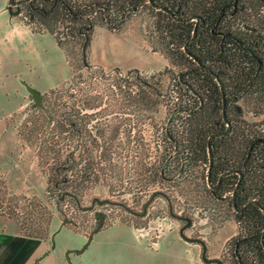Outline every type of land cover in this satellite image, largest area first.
Masks as SVG:
<instances>
[{
	"label": "rangeland",
	"instance_id": "1",
	"mask_svg": "<svg viewBox=\"0 0 264 264\" xmlns=\"http://www.w3.org/2000/svg\"><path fill=\"white\" fill-rule=\"evenodd\" d=\"M149 14L144 7L133 11L119 31L96 25L84 52L89 67L82 63L79 44L66 35L71 77L58 85L57 93L47 95L43 106L60 112L74 100L87 98L91 107L85 111L90 113L87 127L101 131L106 141L99 149L88 144L78 147L79 137L59 134L62 155L74 152L78 157L89 152L91 166L97 171L94 181L86 182L83 193L75 197L78 205L69 196L57 202L47 195L46 171L51 162L48 155H41V161L37 155L38 145L47 149L51 143L47 122L27 137L20 135L24 122L37 129L35 121H42L34 108L39 99L29 93L10 111L17 95L7 93L0 98V216L13 218L20 229L25 226L22 233L33 232L41 238L47 236L52 221L62 218L73 220L79 227L73 229L79 232L89 231L100 221L128 223L142 229L145 238L168 229L178 231L188 220L181 235L203 247L202 253L195 255L191 246L179 253L166 248L164 254L159 250L146 253L143 260L152 264H231L229 239L235 236L236 225L230 208L226 201L206 197L199 166L177 173L180 160L163 135L165 127L181 126L182 116L169 110L177 91L171 85L176 68L165 62L163 46L150 30ZM134 69L143 82L127 74ZM237 105L246 122H264L250 115L246 101ZM144 242L147 248L158 249L156 240Z\"/></svg>",
	"mask_w": 264,
	"mask_h": 264
},
{
	"label": "trees",
	"instance_id": "2",
	"mask_svg": "<svg viewBox=\"0 0 264 264\" xmlns=\"http://www.w3.org/2000/svg\"><path fill=\"white\" fill-rule=\"evenodd\" d=\"M141 7L150 12V30L163 46L165 62L176 68L171 85L177 91L169 110L182 116V125L163 131L180 160L176 171L183 174L186 167L199 166L206 197L226 201L236 225V234L229 239L231 264H264V122H246L237 105L246 101L248 112L256 117L264 110V0H15L13 5L7 4L10 13L31 30L51 33L70 66L68 34L79 44L85 67L89 64L84 52L96 25L119 31L127 17ZM130 73L144 81L135 69L127 70ZM59 86L39 92L34 108L42 121H35L37 129L24 122L20 135L27 137L47 122L49 149H42L43 144L37 147L38 159L48 155L51 162L46 171L47 195L57 202L69 196L78 205L75 197L83 193L86 182L94 181L97 171L91 166L89 152L78 157L74 152L62 155L59 134L79 137L78 147L88 144L99 149L106 141L101 131L87 127L90 113L85 111L91 108L87 98L74 100L60 112L43 106L42 101L57 93ZM231 170L233 173L218 177ZM239 173L242 176L234 188ZM217 179L218 186L213 188ZM61 222L79 228L73 220L62 218ZM111 224L100 221L81 233L90 236Z\"/></svg>",
	"mask_w": 264,
	"mask_h": 264
},
{
	"label": "crops",
	"instance_id": "3",
	"mask_svg": "<svg viewBox=\"0 0 264 264\" xmlns=\"http://www.w3.org/2000/svg\"><path fill=\"white\" fill-rule=\"evenodd\" d=\"M7 4L9 0H0V98L7 93L17 95L12 111L29 89L55 88L69 78L71 69L54 36L31 30L10 13ZM263 111L257 117L264 120ZM61 221H52L47 236L41 238L29 237L13 218L0 216V264H152L142 256L158 250L164 254L166 248L179 253L185 246H191L195 255L201 253L198 244L174 229L156 238L158 249L154 250L145 245L142 229L125 223L111 224L88 236Z\"/></svg>",
	"mask_w": 264,
	"mask_h": 264
},
{
	"label": "water",
	"instance_id": "4",
	"mask_svg": "<svg viewBox=\"0 0 264 264\" xmlns=\"http://www.w3.org/2000/svg\"><path fill=\"white\" fill-rule=\"evenodd\" d=\"M14 3H15V0H9V5H13ZM161 10L165 11L166 9L165 8H161ZM29 91H30L31 94H33V97H35L37 100L39 99V92L34 91V89H29ZM220 101H221V109L224 110V99H223V97H221ZM207 155H208V159L207 160H208V164H209V162H210L209 161L210 153L208 151V148H207ZM231 202H233L232 193H231ZM233 207H234V205H233ZM187 225H189V221L188 220H186V223L182 227L179 228L178 232L181 233L182 228L187 226Z\"/></svg>",
	"mask_w": 264,
	"mask_h": 264
},
{
	"label": "flooded vegetation",
	"instance_id": "5",
	"mask_svg": "<svg viewBox=\"0 0 264 264\" xmlns=\"http://www.w3.org/2000/svg\"><path fill=\"white\" fill-rule=\"evenodd\" d=\"M250 146H251V145L248 146V150H250ZM248 150L246 151V157H249ZM229 173L231 174V173H233V171H232V170H231V171H224V172L221 173L220 176H218V177L220 178V177L227 176ZM241 176H242V175H240V173H239V175H237V177H236V181H235V185H234V188L236 187V185H237V183H238V180H239V178H240ZM219 178H218V179H219ZM218 179H217L216 185L213 186V188H216V187L218 186V183H219V180H218ZM232 192H233V191H232ZM180 234H181V233H180Z\"/></svg>",
	"mask_w": 264,
	"mask_h": 264
},
{
	"label": "built area",
	"instance_id": "6",
	"mask_svg": "<svg viewBox=\"0 0 264 264\" xmlns=\"http://www.w3.org/2000/svg\"><path fill=\"white\" fill-rule=\"evenodd\" d=\"M160 235V233H150L148 234V236L146 237V240L148 243H153L154 240H156V238ZM149 239V240H148Z\"/></svg>",
	"mask_w": 264,
	"mask_h": 264
}]
</instances>
